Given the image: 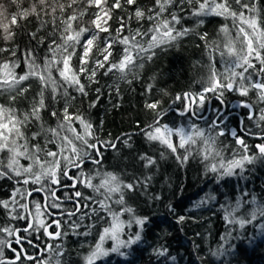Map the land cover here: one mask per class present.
Masks as SVG:
<instances>
[{"label": "snow or ice", "instance_id": "obj_1", "mask_svg": "<svg viewBox=\"0 0 264 264\" xmlns=\"http://www.w3.org/2000/svg\"><path fill=\"white\" fill-rule=\"evenodd\" d=\"M185 6L189 15L201 18L197 26L204 24L203 18L211 16L230 23L221 25L220 40L208 43L207 33L200 36L209 49L208 74L201 78L200 89L176 94L167 109L162 108L160 100L146 103L145 107L152 110L154 117L141 129L142 135L147 141L162 145L182 163L195 151L206 162V170L217 174L218 181L240 175L247 165L264 160V7L260 0H154L147 10L139 6L138 0H0V39L6 45L0 47V54H10V58L0 60V96L7 95L8 100L7 104L0 103V179L14 182L9 196L0 199V211L7 218L0 221V264H24L25 261L63 264L64 239L69 232L76 236L91 235L95 224L84 226L83 222L93 217L105 226L88 246L84 264H103L112 254L126 257L127 250L141 241L148 217L136 216L125 199L126 193L135 191L141 181L126 182L119 173L111 171H85L89 161L101 164V147L115 149L116 145L100 140L89 119L69 110L74 99L69 89L87 95L82 77L94 81L99 69H105V75L118 74V79L131 83L129 75L135 78L134 69L143 68V63L138 61L151 60L154 49L171 45L192 31L177 27L183 18L179 13L185 11ZM174 8L178 11H173ZM117 11L122 14L116 16ZM86 16L91 17L87 25L81 23ZM32 18L39 22V27L27 33L29 43L37 41L38 33L52 25L48 36L36 43V48L47 44V53L38 62L36 48L26 49L22 55L27 70L19 74L20 62L16 58L19 45L8 47L7 44L15 40V29L22 28V22ZM133 19L138 23L147 21L149 27L133 29L130 26ZM114 20L119 25L115 35ZM57 35L59 42L54 38ZM116 45L123 46L118 58L113 51ZM216 54L222 69L216 67ZM30 79L39 82L40 91L30 109L20 112L12 105L29 91L31 85L25 82ZM49 89L52 99L57 95L66 98L59 115L56 111L50 113L57 118L54 127L46 126L41 115L48 107L45 93ZM151 89L152 85H148L147 90ZM227 93H235L240 98L236 107L248 110L246 117L239 118L237 127H229L231 112L226 110ZM212 99L219 101L221 107L214 109L215 117L209 120L203 113ZM177 102L181 105L178 109L174 107ZM170 111L188 117L187 122L177 124L174 119H168ZM193 118L204 121L205 126ZM245 119L254 122L258 131L250 129ZM32 121L38 122V130L29 136L25 129ZM228 135L236 147L221 139ZM246 137L261 142L250 145ZM124 143L128 144V140ZM140 160L144 168L156 165V159L147 153ZM150 179L145 177L144 182ZM81 187L91 189L98 198L86 196ZM60 190L62 194L57 195ZM34 193L44 195L36 199ZM245 195L242 193L235 206L221 205L225 221L238 224L240 229L259 221L258 227L264 229V206L253 209L248 216L235 215L243 205L256 203L255 196L248 201L243 199ZM125 214H130V218L123 219ZM179 220L183 221L184 217ZM11 221H24L25 226L16 227ZM133 224L139 227L134 234L126 231ZM82 227L87 230L79 231ZM230 238V232L221 237L225 243ZM37 240L42 241L43 247ZM29 247L36 249L34 254L29 253ZM223 247L221 244L220 249ZM6 249L12 257L5 254ZM154 251L158 256L168 254L166 247ZM212 254L223 253L218 250ZM170 259L174 261L175 257Z\"/></svg>", "mask_w": 264, "mask_h": 264}, {"label": "trees", "instance_id": "obj_2", "mask_svg": "<svg viewBox=\"0 0 264 264\" xmlns=\"http://www.w3.org/2000/svg\"><path fill=\"white\" fill-rule=\"evenodd\" d=\"M153 2L154 0H138L139 6L145 10L151 8ZM260 5L264 7V0H260ZM172 10L178 11V8ZM121 14L117 11L115 15ZM179 14L183 18L177 27H186L192 31L171 45L154 49L155 55L151 60L145 58L138 61L143 63V68L134 69L135 78L129 75L128 80H131V83L118 79V74L105 75V69H99L94 81L82 77V82L87 86V95L69 89L70 96L74 97L69 107L71 112H79L89 119L100 140L114 143L118 137L115 149L101 148L103 153L101 164L87 162L85 171L94 172L99 169L101 172L119 173L126 182L140 180L139 187L133 192H127L125 199L127 206L134 209L136 216L148 217L141 241L127 250L129 254L126 257L112 254L103 264H264V229L258 227L259 221L240 229L238 224H229L225 221V212L221 208V205L235 206L242 193H247L243 199L248 201L255 196L256 203L243 205L235 213L236 216H248L253 209L264 206V160L247 165L240 175L225 177L218 181L217 174L206 170V162L196 155L195 151L182 163L176 159V155L156 142L147 141L141 133V129L151 123L154 117L152 110L145 107L146 103L160 100L162 108L167 109L176 94L185 91L196 92L200 89L201 78H206L209 65V49L206 47V41L200 39V36L207 33L208 43L220 40L221 25L230 23L221 17L211 16L203 18L204 24L197 26L201 18L189 15L187 6L185 11ZM90 19V16H86L81 23L87 25ZM22 25V28L15 29V40L7 44L8 47L19 45L20 51L16 57L20 62L17 69L19 74L27 70L22 53L28 48H36L39 38H46L52 31V25H47L38 33L37 41L29 43L27 33L36 31L39 22L32 18L30 21L22 22ZM118 26L114 20L113 35ZM130 26L133 29L136 27L146 29L149 23L147 21L138 23L133 19ZM54 38L59 42L58 35ZM4 46L5 42L0 39V47ZM122 48V45H116L113 49L117 58ZM46 53L47 44L36 48L38 62L43 60ZM8 58L9 53L0 54V60ZM215 58L217 69H222L219 55L216 54ZM76 64L77 60L74 58L73 65ZM25 85H31L29 91L18 97L12 105L20 112L30 109L33 98L40 91L39 82L35 79L26 81ZM148 85H152L151 91L147 90ZM235 96L237 97L236 94ZM45 97L48 107L41 115L46 126L54 127L57 118L52 117L50 113L56 111L59 115L65 106L66 98L57 95L52 99L50 89L46 91ZM0 103H8L7 95L0 96ZM174 107L178 109L181 105L177 102ZM168 119H174L180 124L186 123L188 117H180L175 111H170ZM193 121L205 126L204 121H196L194 118ZM37 130L36 121H32L25 129L29 136ZM226 137L221 138L223 142L236 147ZM124 140H128V144H125ZM180 152L182 154L183 150ZM145 153L156 159V165L151 168L143 167L140 156ZM145 177L151 179L144 182ZM13 183L7 179H0V199L9 196ZM80 190L86 196L98 198L91 189L81 187ZM211 196L215 199H210ZM202 200L205 202L200 203ZM113 207L119 208L116 205ZM181 216L184 217L183 221L179 220ZM122 218L127 220L130 214H125ZM6 219L3 211H0V221ZM11 223L20 228L25 226L24 221ZM83 224L84 226L95 224L92 234L85 237L69 232L64 239L63 264H84L83 256L87 253L88 246L95 242L98 232L105 226L102 222L96 221L95 217L85 219ZM85 230L87 228L82 227L79 231ZM126 231L134 234L139 231V227L133 224L132 228ZM229 232L232 238L225 243L221 237ZM238 236L240 239H236ZM221 244L224 245L223 249H220ZM107 246L110 247L111 242ZM161 247L168 249L167 256H158L154 251ZM218 250L223 254H212ZM170 257H175V260H171Z\"/></svg>", "mask_w": 264, "mask_h": 264}, {"label": "flooded vegetation", "instance_id": "obj_3", "mask_svg": "<svg viewBox=\"0 0 264 264\" xmlns=\"http://www.w3.org/2000/svg\"><path fill=\"white\" fill-rule=\"evenodd\" d=\"M252 98L255 99L254 96H253ZM239 99H240V98H239L238 96L236 97L235 94H233V93H227L226 96H225V103H226V105H227V109H226V110L231 112V123L229 124V127H230V128H231V127H237V126H238V122H239V118H240L241 116L246 117V114H247V111H248L247 109L236 107V105H237L238 102H239ZM217 102H219V101H217V100H215V99H212L211 101H209V102L207 103V105H206V109H205V111H204V113H203V115H204L207 119L211 120L212 118H214V117H215V111H214V109L221 107L220 104L217 105ZM245 124H247V126H248L250 129H252L253 131H258V129H256V127H255V125H254V122H252V121H247V120L245 119ZM238 130H239V129H238ZM241 134H243V133H241ZM226 139L229 140L231 143H233V141H232V137H231L230 135H228V136L226 137ZM246 139H247V142H248L250 145H254V144H256V143H260V142H261L260 140L255 139V138H253V137H246ZM233 144H234V143H233ZM234 146H235V144H234ZM252 151L254 152L255 149L253 148ZM62 192H63V190L58 191V192H57V195H61ZM34 195H35L36 199H42V197H43L44 194H43V193H34ZM66 206L71 207V204H67ZM45 239H46V238H45ZM36 243H40V244H41V247L43 246V243H42V241H40V240H37ZM13 247H15V245H13ZM28 251H29L30 254H34L35 251H36V249H34V248H30V247H29V248H28ZM5 254H6L8 257H12V253H11V251H9V250H7V249L5 250Z\"/></svg>", "mask_w": 264, "mask_h": 264}, {"label": "water", "instance_id": "obj_4", "mask_svg": "<svg viewBox=\"0 0 264 264\" xmlns=\"http://www.w3.org/2000/svg\"><path fill=\"white\" fill-rule=\"evenodd\" d=\"M178 115H179V113H178V111H175ZM129 133H131V132H129ZM135 133V132H134ZM118 139V137L115 139V142H116V140ZM114 142V143H115ZM102 149H109L110 147H101ZM90 162V161H89Z\"/></svg>", "mask_w": 264, "mask_h": 264}, {"label": "rangeland", "instance_id": "obj_5", "mask_svg": "<svg viewBox=\"0 0 264 264\" xmlns=\"http://www.w3.org/2000/svg\"><path fill=\"white\" fill-rule=\"evenodd\" d=\"M43 247V246H42ZM24 264H31V262L25 261Z\"/></svg>", "mask_w": 264, "mask_h": 264}, {"label": "bare ground", "instance_id": "obj_6", "mask_svg": "<svg viewBox=\"0 0 264 264\" xmlns=\"http://www.w3.org/2000/svg\"><path fill=\"white\" fill-rule=\"evenodd\" d=\"M175 108H177V107H175ZM126 133H129V132H126ZM131 133H134V132H131ZM114 142H115V140H114ZM116 143V142H115Z\"/></svg>", "mask_w": 264, "mask_h": 264}]
</instances>
